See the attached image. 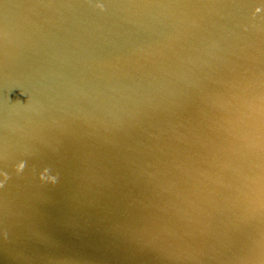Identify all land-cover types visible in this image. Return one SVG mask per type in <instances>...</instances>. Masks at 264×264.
<instances>
[{
  "label": "water",
  "instance_id": "obj_1",
  "mask_svg": "<svg viewBox=\"0 0 264 264\" xmlns=\"http://www.w3.org/2000/svg\"><path fill=\"white\" fill-rule=\"evenodd\" d=\"M0 264H264V0H0Z\"/></svg>",
  "mask_w": 264,
  "mask_h": 264
},
{
  "label": "clouds",
  "instance_id": "obj_2",
  "mask_svg": "<svg viewBox=\"0 0 264 264\" xmlns=\"http://www.w3.org/2000/svg\"><path fill=\"white\" fill-rule=\"evenodd\" d=\"M24 167H25V163L23 161H21L20 163H18L17 166H16L18 172L19 171H22L24 169ZM48 171L49 170L47 168H45L43 170V172L40 173L41 180L47 179L49 181L55 182L56 177L55 176H52V175H48Z\"/></svg>",
  "mask_w": 264,
  "mask_h": 264
}]
</instances>
